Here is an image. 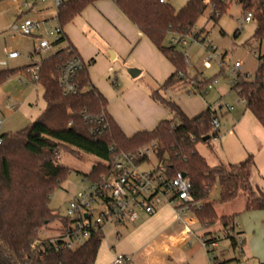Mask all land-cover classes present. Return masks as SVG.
<instances>
[{"label":"trees","instance_id":"trees-1","mask_svg":"<svg viewBox=\"0 0 264 264\" xmlns=\"http://www.w3.org/2000/svg\"><path fill=\"white\" fill-rule=\"evenodd\" d=\"M96 0H66L56 9L55 23L62 30L55 42L61 48L54 55L39 62L38 81L43 89L44 112L27 128L0 136V264H96L103 239V231L92 230L79 246L63 248L61 241L41 240L39 234L52 221L60 225V232L69 229L75 220L61 217L49 208L53 190L67 178L70 170L63 166L58 155L61 151L82 152L97 161L87 175L89 185L103 192L101 178H106L121 154L135 155L142 148L152 149L156 159L154 171L168 180L183 174L190 184L194 205L189 211L197 223L206 229L215 223L221 226L223 238L230 247H237L235 215L218 216L215 208L233 202L238 196L245 198L244 212L264 210V192L250 185V171L254 165L251 156L237 164L208 165L197 151V144L208 137H217L211 121L216 117L210 108L194 117H187L174 102L153 92V101L165 107L173 119L161 121L153 130L138 132L127 137L107 111L108 101L92 85L86 65L76 73L77 92L64 96L58 79L62 67L71 59L79 58L76 49L63 33L82 11ZM123 16L173 66L174 73L160 86L162 91H184L195 87L205 90L206 82L197 75L186 73L184 56L176 51L172 40L181 43L195 33V25L207 4L212 8L209 19L218 22L222 14L235 2L243 17L250 13L254 31L249 40L264 43V0H188L176 11L166 0H112ZM192 33V34H191ZM223 34L222 31H220ZM239 35L235 30L234 37ZM195 34L194 39H198ZM36 54V53H35ZM30 66L23 68V71ZM15 70L0 71V85ZM231 90L244 99V107L264 129V55L258 59L251 81L233 82ZM217 118V117H216ZM74 153V152H73ZM148 159H140L136 164ZM215 186L219 197L211 199ZM208 243L217 244L221 238L207 233ZM212 251H209L210 253ZM236 258L225 260L214 257L211 264H233Z\"/></svg>","mask_w":264,"mask_h":264},{"label":"rangeland","instance_id":"rangeland-1","mask_svg":"<svg viewBox=\"0 0 264 264\" xmlns=\"http://www.w3.org/2000/svg\"><path fill=\"white\" fill-rule=\"evenodd\" d=\"M166 1L178 11L188 0ZM50 11L55 10L52 8ZM211 11V6L207 4L204 13L196 22L194 32L199 34V41L194 42L192 39L185 38V44L175 43L174 45L176 51L185 58L187 75L190 78L197 75L198 79L201 82H206L208 86L201 91V94L193 86L184 91H173L171 97L176 104L177 98L182 101H187L190 98L191 100L193 98L196 101H204L205 105L210 106L208 108L217 112L222 131L226 124V115L224 114L226 106L236 105V108H243L244 106L239 102L237 94L231 90L232 74L230 68L235 62H241V74L246 76V80L251 81L258 64V60L254 58V53L262 57L264 55V43L259 47L257 42L249 40L254 31L253 23L243 25L239 35L234 37L239 21L243 18L242 11L235 2H231V5L222 14L217 23L209 19ZM24 12L22 4L18 6L16 3L9 2V0H0V71L15 70L0 85V120L2 121L0 136L27 128L44 112L43 89L32 82H26L23 68L39 63L41 60L54 55L57 51L55 47L38 51L35 46L37 42L35 38L22 36L15 29L24 17V14L22 16ZM40 13L42 11L37 12L33 9L31 12H26L25 16L34 21L42 22L38 16ZM78 20L74 21L75 24ZM44 24L48 29L55 26L51 20ZM82 33L84 34H82L83 36H86V39H81L82 42H77V45L83 53L92 83L96 84L101 91L104 93L110 91L117 97L124 93L127 98L139 103L142 92L147 93L149 89L155 88L156 85L153 81L155 77L153 74L156 76L158 72L161 74V62L154 61L141 48L134 50V44L122 39L111 28H103L102 24L98 33L109 48L97 38L89 37L86 32ZM201 39L204 42H201ZM208 46L212 47L214 51L208 50L213 58L210 62V68L205 69L203 60L208 53ZM10 53H17L18 57L9 59ZM116 54V59H111V55L115 56ZM142 69H144V75H139L137 78H132L128 73L129 70L142 71ZM214 80L218 81L217 85L213 84ZM151 94L150 92V96ZM6 106L12 108L6 109ZM116 112L120 115H123V113L125 115L124 110L119 107H117ZM219 112L223 113V115L219 114ZM171 119H173L172 114L168 117V120ZM196 148L198 153L206 159L209 166L215 165L213 164L211 152L215 148L212 140L208 144L200 142ZM73 152L64 150L59 153V162L67 167L70 173L53 190L49 197V208L61 217L67 216L69 204L79 194L88 193L90 185L83 175H87L97 161L94 157L85 153L75 150ZM155 167L156 159L154 154L150 152L148 161L139 163L137 169L140 172L149 173ZM218 197L219 187L215 186L211 193V199L216 200ZM244 203L245 198L240 195L229 204L218 205L217 213L219 215L236 213L234 220L235 231L242 233L239 239L242 244L233 250L230 247L229 240L224 239L223 233L219 231L217 233L221 241L218 243V248L208 254L210 258H213V256L225 260L236 258L238 261L233 264H264V210L244 212ZM101 209L102 207H99L96 203L92 205V219L100 213ZM218 225V223H215L209 230L216 229ZM197 229L201 230L199 226H197ZM121 232L123 231L111 225L103 228V239L99 248L102 259L109 257V254L115 255L120 252L125 244L123 236L118 239L119 235L117 233ZM59 233V223L52 221L41 231L39 237L41 240H46L58 236Z\"/></svg>","mask_w":264,"mask_h":264},{"label":"crops","instance_id":"crops-1","mask_svg":"<svg viewBox=\"0 0 264 264\" xmlns=\"http://www.w3.org/2000/svg\"><path fill=\"white\" fill-rule=\"evenodd\" d=\"M10 1L16 3L18 6L24 2L28 3L30 9H24L25 12L22 13V16L24 14V17L27 18L25 13L35 9L37 12L42 11V13L38 14L42 22L46 23L51 20L56 25V7L51 0H46L43 3L40 0ZM52 8L55 11H50ZM76 19L79 20L75 24L74 21ZM101 24L103 28H111L122 39L128 41L130 44H134V50L141 48L154 61L161 62V74L160 72H158L157 76L153 74L155 77L153 78L156 85L155 88L152 90L149 89L147 93L142 92L139 103L127 98V95L124 93H121L120 97L115 96L108 90L109 93H104L96 84L92 83L89 74L92 85L108 101L107 111L109 115L127 137H132L138 132L151 131L161 121L168 120L170 113L161 104L152 100L150 92H159L161 96H165L164 98L167 97L172 101L171 96L173 91H162L160 90V86L174 73V68L136 27L119 12L112 0H96L92 5L86 7L70 24L63 28V33L70 44L76 49L84 64L85 59L83 58V53L77 45V42H82L81 39H86V36H83L84 34L82 32H86L89 37L97 38L109 48L102 41L98 33ZM116 57L117 54L115 56L113 55L114 60ZM139 72V75H144V69ZM169 74L171 75L169 76ZM24 75L26 82H30L25 71ZM167 76L169 77L167 78ZM176 100H178L177 104L174 103L179 106L187 117H194L205 111V108L210 107L205 105L204 101H196L193 98L187 101H182L179 98ZM117 107L124 110L125 115L124 113L123 115L118 114L116 112ZM236 107V105H232L230 106V110H224L226 124L222 131L218 114L214 109H211L215 112L219 121L217 137L212 140L215 148L211 152L213 164L215 165L211 167L220 163L237 164L243 162L248 156H251L254 165L250 171V185L252 188L264 192V129L244 106L243 108ZM244 207L245 203L243 210ZM217 208L218 206L215 208L216 213ZM235 214L225 213L219 215L217 213L219 217ZM197 226L201 230H198ZM119 230L123 232L117 233L119 235L118 239L123 236L125 243L120 252L115 255L109 254V257L107 256L105 259H102V254L98 251L96 264H113L115 256L119 254L131 257L129 264H211L210 256L202 245V239L207 233L219 236L217 232L221 231V226L218 225L216 229L210 231L197 223L191 211L184 212L178 217L173 207L164 205L159 208L155 215L148 217L141 214L137 223L127 225L125 228ZM238 233L241 232L238 231ZM241 236L242 233L239 237ZM218 243L215 249L218 248Z\"/></svg>","mask_w":264,"mask_h":264},{"label":"built area","instance_id":"built-area-1","mask_svg":"<svg viewBox=\"0 0 264 264\" xmlns=\"http://www.w3.org/2000/svg\"><path fill=\"white\" fill-rule=\"evenodd\" d=\"M45 1L40 0L41 3ZM51 1L57 9L65 0ZM163 2L164 0H160V3ZM22 7L25 10L30 9L26 2L22 4ZM251 22L252 15L248 13L239 21L237 30L240 31L243 25H248ZM15 29L22 36L35 38L37 41L35 46L38 51L51 47L57 48L56 52L61 50L59 46L55 45V42L62 36V30L57 25L48 29L43 22L24 17ZM194 36L195 33L186 37V39H192L194 42L199 41L194 39ZM201 42H204V40L201 39ZM172 43H177V40H172ZM181 43L185 44V41L183 40ZM208 50L214 51L210 46L207 47V52ZM8 57L9 59H16L18 54L10 53ZM260 57L254 53V58L258 60ZM212 58L208 52L203 60L205 69L210 68ZM83 64L81 59L73 58L62 67L58 82L64 96L76 94V73L82 69ZM241 68V62H235L230 68L232 74L231 85L236 80L246 78V76L241 74ZM25 73L28 76V80L35 84L38 81L39 64L36 63L26 68ZM213 84L217 85L218 81L214 80ZM239 102L243 105L245 104L244 99L239 98ZM11 108L6 106V109ZM225 109L230 110V106H226ZM1 125L2 121L0 120V128ZM211 125L214 130H218V118H213ZM150 152L153 153L152 149L148 147L141 149L135 155L121 154L117 157L109 175L106 178H101L102 189L107 191L106 197L109 199L102 200V198H99L98 194L104 197L103 192L98 193V188L90 185L88 193L79 194L69 204L66 217L75 220V223L69 229L62 233L60 232L58 236L51 238L52 242L56 243L59 240L63 243V248L72 249L87 240L92 230L100 229L103 231V228L107 225L123 229L127 225L137 223L141 214L148 217L155 215L159 208L164 205L173 207L178 217L182 213L189 211L190 206L194 205V199L190 194L189 180L185 176L176 174L174 178L168 180L159 171L152 170L149 173L138 171L136 161L148 159ZM95 203L99 207L101 206L102 209L92 219V205ZM239 239L240 237L236 238V244L240 247L242 242ZM202 245L207 254L216 248L215 243H208L205 238L202 239ZM212 259H214V256L210 258V262ZM130 262L131 257L120 254L116 255L113 260V264H129Z\"/></svg>","mask_w":264,"mask_h":264},{"label":"water","instance_id":"water-1","mask_svg":"<svg viewBox=\"0 0 264 264\" xmlns=\"http://www.w3.org/2000/svg\"><path fill=\"white\" fill-rule=\"evenodd\" d=\"M111 59H113V55H111ZM128 73H129V75H130L132 78H136V77L140 74V72H139V71H136V70H129ZM208 140H209L208 137L204 138V139H203V143H205V142L208 141ZM182 176L184 177L183 174H182Z\"/></svg>","mask_w":264,"mask_h":264}]
</instances>
